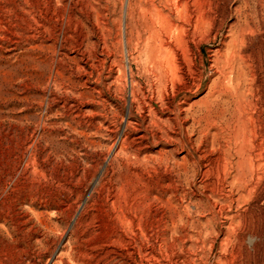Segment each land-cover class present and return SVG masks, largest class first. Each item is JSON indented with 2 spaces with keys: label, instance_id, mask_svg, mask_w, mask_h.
<instances>
[{
  "label": "rangeland",
  "instance_id": "374dc122",
  "mask_svg": "<svg viewBox=\"0 0 264 264\" xmlns=\"http://www.w3.org/2000/svg\"><path fill=\"white\" fill-rule=\"evenodd\" d=\"M221 1L224 36L246 1L255 26L245 112L264 143V0ZM128 2L0 0V264H151L167 219L158 198L185 205L207 193L217 130L196 123L198 105L183 120V86L156 94L128 52ZM223 35L187 37L194 71L207 69L190 104L209 90ZM253 223L264 237V210ZM263 237L227 247L221 237L195 259L181 247L154 254L162 264H264Z\"/></svg>",
  "mask_w": 264,
  "mask_h": 264
},
{
  "label": "bare ground",
  "instance_id": "6f19581e",
  "mask_svg": "<svg viewBox=\"0 0 264 264\" xmlns=\"http://www.w3.org/2000/svg\"><path fill=\"white\" fill-rule=\"evenodd\" d=\"M222 6L221 0L128 2L125 22L126 43L130 48L128 52L138 53L134 59L153 77L156 94L161 98L168 94L170 87L175 89L183 86L181 91L184 99L178 105L180 114L187 115L183 120L187 121L188 114L195 111L198 105L200 108L194 114L196 123L217 130L213 135L214 145L209 150L214 158L210 160L208 170L203 172L210 182L203 199L182 205L171 199L164 202L158 198L161 204H165L167 219L165 233L156 238L155 246L153 244L147 253L151 256V264H162L161 259L154 254L156 251L162 256L164 252L181 247L195 259L205 253L208 246L212 249L221 237H224L226 247L243 245L248 240L254 244L263 237L253 228V221L257 212L264 210V205L259 204V198L264 197L261 192L264 183V143H256L258 135L254 134L255 129L250 124V112H245L249 98L244 92L250 73L248 65L252 60L247 44L249 36L255 32V26L248 14L245 15L248 7L246 1L244 6H237L234 10L237 22L229 27L228 34L224 36V19L218 22V17H214V14L221 12ZM200 32L208 33L213 40L223 35L225 40L222 44L226 49L220 47L211 51L209 90L199 101L190 104V96L201 91L207 78V69L202 66V69L194 71L189 57L190 42L187 37ZM226 38L230 40L226 41ZM183 64L188 66L187 70ZM131 77H134L132 72ZM137 84L135 87L140 85ZM135 93L131 89V95ZM157 118L163 121L161 117ZM204 213L208 214V218L203 217L205 221L195 218ZM138 250L141 255L143 247L139 246ZM168 257L162 258L168 262ZM183 263L189 264V261Z\"/></svg>",
  "mask_w": 264,
  "mask_h": 264
}]
</instances>
